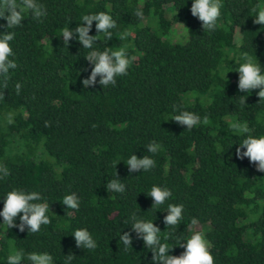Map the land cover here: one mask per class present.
Masks as SVG:
<instances>
[{
  "label": "trees",
  "instance_id": "trees-1",
  "mask_svg": "<svg viewBox=\"0 0 264 264\" xmlns=\"http://www.w3.org/2000/svg\"><path fill=\"white\" fill-rule=\"evenodd\" d=\"M38 2L47 10L41 20L29 13L20 26L7 29L0 19V35L15 32L10 59L18 65L10 70L8 88H0L5 96L0 164L11 173L0 180V211L7 192L35 191L49 204L51 223L37 233L20 232L7 229L0 217V264L13 249L23 250L25 257L48 253L54 264H64L70 253L75 256L71 264H153L151 250L134 232L132 248L125 251L119 242V235L131 232L133 213L153 220L161 242L173 247L170 255L182 254L179 242L186 244L192 231L200 230L215 264H264V172L236 156L247 135H264V100L259 101V89L240 92L235 71L244 52L264 70V26L253 23L252 12L264 0H221L212 32L191 15L192 0ZM138 9L143 19L134 15ZM99 12L110 14L117 27L110 30V41L100 34L94 47L123 46L136 60L126 76L116 77L115 86L103 88L97 77L95 86L85 88L82 81L92 67L85 59L89 49L75 38L66 48L62 29H75L84 15ZM95 23L89 35H97ZM124 32L129 35L120 40ZM240 96L247 97L246 104ZM174 105L209 122L187 130L171 120L179 114ZM232 123L246 124L249 133H234ZM152 141L161 145L155 154L146 149ZM132 154L151 156L155 167L129 173ZM116 178L126 186L124 193L106 190ZM154 185L172 192L158 208L147 195ZM71 193L80 198L78 211L62 204ZM168 204L184 206L176 230L163 222ZM192 218L198 225H191ZM78 228L89 230L95 250L76 247L72 233Z\"/></svg>",
  "mask_w": 264,
  "mask_h": 264
},
{
  "label": "clouds",
  "instance_id": "clouds-1",
  "mask_svg": "<svg viewBox=\"0 0 264 264\" xmlns=\"http://www.w3.org/2000/svg\"><path fill=\"white\" fill-rule=\"evenodd\" d=\"M223 7L221 0H192L190 12L193 17L198 18L202 22V28L205 32L215 31L218 26V20L221 16V8ZM254 13L253 23L264 26V6L257 5L252 9ZM31 14L35 20L47 15V10L42 3L38 0H0V19L6 20L7 29H11L22 24L26 14ZM134 15L143 19V12L137 10ZM83 24L70 29L65 27L62 29L63 44L67 48L69 41L73 38L85 49H89L85 59L92 65L90 75L83 79L82 84L85 88L95 86L97 77H99V84L106 88L109 85H116L117 76H126L130 65L136 60L135 56L129 57L125 47H119L116 50L105 48L103 51L97 50L94 45L98 41L100 34H103L106 40L112 39V31L117 27L116 21L113 17L106 12H99L96 14H86L81 18ZM93 21H95V29L97 35H89ZM183 25L182 23H180ZM184 26V25H183ZM185 27V26H184ZM186 28V27H185ZM129 33L124 32L119 34V39L124 40L128 37ZM15 38V32H3L0 35V88L3 90L8 88V82L11 79L9 75L10 70L18 67L14 59V52L10 46V42ZM237 46H240V40L236 41ZM242 63L237 61L238 67L235 71L239 73L238 90L240 92L251 93L252 90L259 89L257 95L260 100H264V70L257 59H253L247 52L241 54ZM88 69H83L87 71ZM227 79V73H226ZM22 84L15 83L14 89L17 95L20 94ZM5 98L4 91H0V100ZM240 102L246 104V96H240ZM174 111H178L171 117L181 126H185L187 130L204 123L207 124L208 117L204 116L203 119L194 113L187 110H180L178 106H173ZM7 122L13 123L12 114H8ZM45 127H50V122L45 121ZM230 128L233 132L249 133V128L246 124L232 123ZM161 148V145L156 141H152L147 145V152L155 154ZM243 149V151H242ZM236 156L238 159L248 158L249 162L256 165V170L264 172V135L255 137L247 135L243 139L239 147L236 148ZM118 163L114 162V167ZM129 173L149 171L155 167V160L145 155L143 158H138L132 154L126 162ZM9 169L0 164V180L5 179L10 175ZM117 175V174H116ZM116 178L108 181L106 190L109 193H124L126 186ZM153 200L152 208H158L168 201L172 192L170 189L161 186H152L151 190L147 193ZM43 197L38 192H26L23 189H13L7 192L3 210L0 211V217L3 218V225L9 228H18L20 232H24L27 228L30 233H37L42 226L49 225L51 220L47 213L49 212V204L40 202ZM62 204L67 209L79 210L80 198L76 193L65 195L62 199ZM167 215L164 216L163 222L166 228L177 229L183 219L184 206L182 204H168ZM19 217V224L16 219ZM131 219V232H124L119 235V242L123 244L125 251L132 248L133 236L132 232L136 234V238L143 240L145 246L152 252L153 264H215L214 256L211 254L210 242L206 239L203 231L194 230L189 238L186 239L187 243L182 244L181 241L178 245L184 248V252L179 256L170 255L169 252L173 247L167 243L161 242V230L157 227L153 220H144L138 217L135 213L130 217ZM191 225H198V220L192 218ZM72 236L75 239L77 248L87 250H95L97 243L93 239L92 234L86 228H78ZM171 236H165L167 240ZM71 253L66 255L64 264H71L74 259ZM27 261V264H54L53 257L48 253H30L25 257L23 250L13 249L7 256L6 264H22Z\"/></svg>",
  "mask_w": 264,
  "mask_h": 264
}]
</instances>
